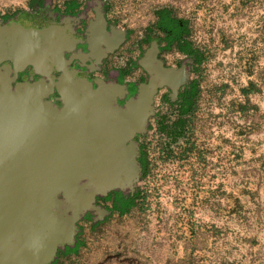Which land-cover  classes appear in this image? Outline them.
Masks as SVG:
<instances>
[{
  "label": "rangeland",
  "instance_id": "obj_1",
  "mask_svg": "<svg viewBox=\"0 0 264 264\" xmlns=\"http://www.w3.org/2000/svg\"><path fill=\"white\" fill-rule=\"evenodd\" d=\"M102 1L129 32L122 81L134 93L154 37L167 63L190 57L195 89L191 104L156 96L137 141L147 168L133 204L115 210L117 195L101 200L109 213L89 212L51 264H264V0ZM85 2L0 0V24Z\"/></svg>",
  "mask_w": 264,
  "mask_h": 264
},
{
  "label": "water",
  "instance_id": "obj_2",
  "mask_svg": "<svg viewBox=\"0 0 264 264\" xmlns=\"http://www.w3.org/2000/svg\"><path fill=\"white\" fill-rule=\"evenodd\" d=\"M41 37L0 24V264H51L75 244L89 212L109 213L98 198L133 194L143 173L135 139L148 130L159 90L177 98L189 77L166 68L154 42L139 60L149 80L127 99L123 84L77 78L63 50L50 51ZM28 67L41 78L17 81ZM55 91L61 107L45 101Z\"/></svg>",
  "mask_w": 264,
  "mask_h": 264
},
{
  "label": "flooded vegetation",
  "instance_id": "obj_3",
  "mask_svg": "<svg viewBox=\"0 0 264 264\" xmlns=\"http://www.w3.org/2000/svg\"><path fill=\"white\" fill-rule=\"evenodd\" d=\"M91 0H86L84 5L67 7L65 5L58 7H40L39 13H35L33 21L23 19H12L8 22L21 23L27 28L39 29L42 33L40 40L41 45H46L50 51L58 53L55 47L58 46L63 50V61L67 64L71 71H74L77 78L84 79L94 83L96 79H102L107 82H115L124 84L129 93L127 99L132 97L134 89L131 83L122 81L125 73V61L130 60L129 32L123 27L115 25L107 15L106 5L102 0H97L95 5H91ZM99 11L104 15V19L99 16ZM122 33L124 36L122 38ZM157 43L159 46L158 58L166 68L181 69L185 68L189 76L194 71L193 61L186 56L181 62L167 63L166 58L168 53L166 45L159 37H154L152 43ZM150 44V46H151ZM165 53V55H164ZM140 60V59H139ZM138 60V65H139ZM124 65L121 66L120 64ZM140 66V65H139ZM142 75L139 78V83H145L149 80V74L142 69ZM61 72L55 71V77L61 76ZM41 76L32 75V67H28L24 72L20 73L17 81H34L39 80ZM139 84V85H140ZM195 89V82L187 81L179 90L178 99H182L186 104H191L192 92ZM165 91L172 97L170 88L165 87L160 89L158 94ZM157 94V95H158ZM173 98V97H172ZM45 101H49L57 107L62 106L61 96L57 91L49 95ZM121 105L124 101L120 102ZM139 136L136 137L138 141ZM112 194H121L119 191L110 193L105 198H98V203Z\"/></svg>",
  "mask_w": 264,
  "mask_h": 264
},
{
  "label": "trees",
  "instance_id": "obj_4",
  "mask_svg": "<svg viewBox=\"0 0 264 264\" xmlns=\"http://www.w3.org/2000/svg\"><path fill=\"white\" fill-rule=\"evenodd\" d=\"M173 23L175 24L174 27H178L179 23L177 21H174ZM187 108L188 107H183L182 108V115H184L185 113L190 111L191 108L188 109V110H187ZM183 130H184V122H183V120L181 118L179 120V123H178V126H177V130L175 131V135L180 136L183 133L182 132ZM141 164H142L143 170H146V168H147L146 162L143 160L141 162ZM113 195H117L116 196V202H115V210H118V206L119 205L122 206V207H125V206L129 207L131 204H133L134 199H135V196H133V197H124L121 194H113ZM119 211H120V209H119Z\"/></svg>",
  "mask_w": 264,
  "mask_h": 264
}]
</instances>
